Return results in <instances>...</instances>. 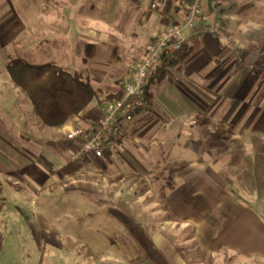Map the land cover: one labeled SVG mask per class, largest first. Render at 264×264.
<instances>
[{"label": "crops", "instance_id": "crops-1", "mask_svg": "<svg viewBox=\"0 0 264 264\" xmlns=\"http://www.w3.org/2000/svg\"><path fill=\"white\" fill-rule=\"evenodd\" d=\"M99 3L102 10H57L52 23L53 43L62 52L59 54H66L62 63L57 64L69 71H79L90 80L97 91L93 102L80 115L59 127L44 124L31 101L24 104L25 108L18 104L15 114L12 103L0 108L1 214L10 197L7 188L13 190L26 182L13 177L14 174L35 170L41 173L42 183L53 179L54 175L58 177L61 151L65 156L72 155L80 143L68 139L67 133L79 129L86 134L93 129L107 97L123 92L130 65L148 54L160 29L181 22L183 16L177 0H100ZM220 3L221 14L206 6L205 20L209 25L219 22L221 17L232 23L229 10H234V1L220 0ZM196 38L199 44L196 53L179 64L166 67L163 79L150 80L149 101L132 121L121 124L119 142L108 159L134 160L132 174L150 176L157 170L152 160H162L165 181L159 185L162 189H157L162 190V196L153 203L168 216L165 222L178 227L179 231L192 227L193 237L201 241L200 247L209 248L212 253L226 249L233 254L238 251L240 257L244 252L246 263L257 264L252 257L264 259V246H258L264 239V224L247 202L255 199L254 195L247 192L246 186L241 189L245 196L238 191L244 183L249 185V180H237L245 177V171L249 170L246 160L251 155L263 158L264 152L250 150L239 155L243 148L250 146L253 135L251 114L247 117L249 120L235 117L236 105L244 101L237 102L232 114L224 120V125L229 127H242L238 134L227 136L229 143H242V150L237 152L228 146L220 152L214 150L217 146L205 151L186 143L195 137L188 133V127L202 122L209 111L218 110V96L224 87L240 77L245 81L256 79L254 87L263 76L260 84L263 83L264 45L260 44L263 49L259 55L246 52L249 54L241 59L230 54L224 36L202 34ZM257 40L250 38L245 45L252 48ZM255 69L260 75L255 76ZM197 91L207 94V103H203L202 97L203 102L195 99ZM260 101L255 108L264 112V97ZM27 112L33 113L35 119L31 120ZM216 118L211 117V121L206 122L212 131L220 126ZM207 139L209 135L196 136L198 142ZM72 167L63 170L67 169L71 175L76 170ZM231 175L240 178L233 179ZM151 188L156 190L154 185ZM216 261L220 262L219 258Z\"/></svg>", "mask_w": 264, "mask_h": 264}, {"label": "rangeland", "instance_id": "rangeland-1", "mask_svg": "<svg viewBox=\"0 0 264 264\" xmlns=\"http://www.w3.org/2000/svg\"><path fill=\"white\" fill-rule=\"evenodd\" d=\"M92 1L96 3L92 4ZM228 1H234L235 6L234 10H229L232 23L221 17L212 26L220 23L223 32L204 34L218 38L224 36L230 54L235 57L242 59L249 54L246 52L259 55L263 49L260 44L264 45V28L260 27L264 25V0ZM99 2L0 0V108L12 103V113L15 114L18 104L24 107V104L30 103L26 92L11 79L8 61L24 58L38 64L62 63L66 54H59L62 52L55 47L52 39V23L57 10H102ZM249 2L253 5L249 6ZM220 6V0H217L213 10L221 14ZM250 38L261 43L257 40L254 47L246 46L245 41ZM255 71V76L260 75L258 69ZM236 79L221 90L218 110L209 111L202 122L188 127V133L195 137L188 139L187 145L195 149L202 147L205 151L217 146L214 150L220 152L228 146L237 152L242 150V143L227 142V136L238 134L242 127H229L224 125V120L232 114L237 102L244 101L242 105H236L235 117L242 119L251 114L253 135L250 146L243 148L244 152L239 155L241 157L250 150L264 152V138L261 139L264 137V112L255 108L264 97V81L260 84L263 76L254 87L256 79ZM197 93L195 99L203 102L202 97L205 99L203 103H207V94ZM27 113L31 120L35 119L33 113ZM211 117H218L220 121V126L214 127L213 131L206 125ZM208 135L206 142L196 140V136L206 138ZM73 153L65 156L61 151V171L58 177L54 175L48 182L42 183L41 173L35 170L14 174L13 177L26 182L6 191L10 197L0 213V264H235L236 261L248 264L244 260V252L240 257L237 256L238 251L233 254L226 249L212 253L209 248L200 247L201 241L193 237L192 227L179 231L178 227H171L165 222L168 216L163 214L158 204L153 203L162 196V190H157L158 187L162 189L159 185L165 181L162 160H152L157 170L151 176L148 173L133 175L135 171L131 163H135L134 160L89 157L75 161ZM251 156L246 160L249 170L245 171V177H230L240 178L237 182L249 180V185L244 183L238 191L245 196L241 189L246 186L247 192L254 195L255 199L247 202L264 224V157ZM72 166L76 168L74 174L63 170ZM151 185L156 186V190ZM258 246H264V239ZM252 259L254 263L264 264V259L259 256Z\"/></svg>", "mask_w": 264, "mask_h": 264}, {"label": "built area", "instance_id": "built-area-1", "mask_svg": "<svg viewBox=\"0 0 264 264\" xmlns=\"http://www.w3.org/2000/svg\"><path fill=\"white\" fill-rule=\"evenodd\" d=\"M216 3L217 0H177L183 11L182 23L157 32L148 54L130 65L122 95L105 102L102 114L90 132L84 134L82 130L73 129L67 133L68 139L80 142L73 153V160L89 157L108 159L119 142L121 124L132 121L139 109L147 104V87L161 67L189 46L196 36L222 31L220 23L215 27L205 20L206 6L213 9Z\"/></svg>", "mask_w": 264, "mask_h": 264}, {"label": "trees", "instance_id": "trees-1", "mask_svg": "<svg viewBox=\"0 0 264 264\" xmlns=\"http://www.w3.org/2000/svg\"><path fill=\"white\" fill-rule=\"evenodd\" d=\"M195 38L161 67L156 76L158 80L164 78L166 67L179 64L198 51ZM7 69L13 82L26 92L40 120L50 127L62 126L80 115L97 96L96 88L82 73L69 71L55 62L38 64L13 58L8 61ZM148 87L147 102L150 97ZM121 95L122 91L111 94L107 100Z\"/></svg>", "mask_w": 264, "mask_h": 264}]
</instances>
